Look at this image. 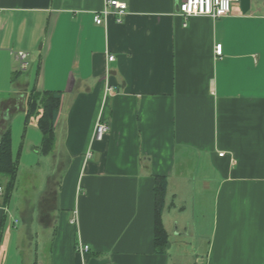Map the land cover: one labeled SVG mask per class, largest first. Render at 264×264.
<instances>
[{
	"label": "crops",
	"instance_id": "0c3cea01",
	"mask_svg": "<svg viewBox=\"0 0 264 264\" xmlns=\"http://www.w3.org/2000/svg\"><path fill=\"white\" fill-rule=\"evenodd\" d=\"M106 1L0 0V127L19 163L8 204L0 177V264H177L174 239L199 235L207 264H264V0L188 20L184 0H118L123 22L97 25ZM34 91L62 94L49 154Z\"/></svg>",
	"mask_w": 264,
	"mask_h": 264
},
{
	"label": "trees",
	"instance_id": "16d2710c",
	"mask_svg": "<svg viewBox=\"0 0 264 264\" xmlns=\"http://www.w3.org/2000/svg\"><path fill=\"white\" fill-rule=\"evenodd\" d=\"M62 94L60 92L31 93L28 99V119L41 113L39 128L41 130L42 153L49 154L54 149L55 125L59 116ZM1 128V127H0ZM0 140V177H5L7 183L4 188V202H11L18 185L19 163L12 154V136L9 124L1 128ZM168 180L166 177H157L155 185L156 212H155V247L158 254H164L169 246L168 236L162 223V214L166 203Z\"/></svg>",
	"mask_w": 264,
	"mask_h": 264
},
{
	"label": "built area",
	"instance_id": "2783aa9c",
	"mask_svg": "<svg viewBox=\"0 0 264 264\" xmlns=\"http://www.w3.org/2000/svg\"><path fill=\"white\" fill-rule=\"evenodd\" d=\"M240 0H184L179 5V15L184 17L186 20L196 17H209L213 19H221L228 16L232 11V6L235 3H239ZM127 4L118 0H108L106 1L105 10L100 14L95 15V23L97 25H104L106 19L110 15L116 17L118 23L123 22L127 14ZM215 53L217 57L223 55V46L217 45L215 48ZM28 54L25 52H19L18 58L21 61H24L27 58ZM109 61H115L114 56L109 57ZM110 93L114 94V90L110 89ZM109 127L104 122H99L96 126V139L102 141L105 136L109 133ZM0 192L2 189L0 188ZM78 252L81 254L88 253L90 247L83 245L81 242L77 247Z\"/></svg>",
	"mask_w": 264,
	"mask_h": 264
},
{
	"label": "rangeland",
	"instance_id": "374dc122",
	"mask_svg": "<svg viewBox=\"0 0 264 264\" xmlns=\"http://www.w3.org/2000/svg\"><path fill=\"white\" fill-rule=\"evenodd\" d=\"M21 186L23 188V175ZM196 223L199 225L200 221L196 220ZM174 241L178 242L173 243L170 253L173 255L177 264H207L209 262L206 252L208 246V237L205 236L202 240L200 235L197 237V239L195 237L186 236L183 240L179 238L174 239Z\"/></svg>",
	"mask_w": 264,
	"mask_h": 264
},
{
	"label": "water",
	"instance_id": "95a60500",
	"mask_svg": "<svg viewBox=\"0 0 264 264\" xmlns=\"http://www.w3.org/2000/svg\"><path fill=\"white\" fill-rule=\"evenodd\" d=\"M241 8L243 12H246L249 9L250 0H240Z\"/></svg>",
	"mask_w": 264,
	"mask_h": 264
}]
</instances>
